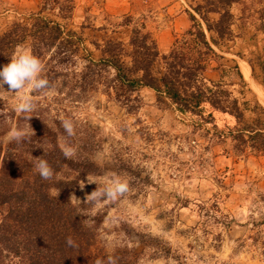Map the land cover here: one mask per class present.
Wrapping results in <instances>:
<instances>
[{
    "label": "rangeland",
    "instance_id": "obj_1",
    "mask_svg": "<svg viewBox=\"0 0 264 264\" xmlns=\"http://www.w3.org/2000/svg\"><path fill=\"white\" fill-rule=\"evenodd\" d=\"M199 5L202 0H0V35L13 23L30 24L36 15L59 23L81 38L70 66L71 71H80L88 59H99L96 45L108 40L120 41L129 51L134 28L150 35L160 56L168 54L192 26L190 15L200 20L194 12ZM229 11L231 37L218 46L211 44L220 58L207 64L205 77L220 83L241 109L249 110L241 123L215 111L208 123L197 124L158 103L148 88L116 93L99 84L79 95L59 77L52 95L32 93L38 97L36 108L27 115L53 129L58 145L74 146L71 159L94 163L82 177L67 168L57 174V178H79L68 202L95 226L92 254L125 250L135 264H264V153L252 150L250 128L254 119L250 110L255 105L264 109V0H237ZM31 42L26 38L18 46L31 52ZM12 55L0 61V70ZM55 61L47 53L40 75ZM161 62L159 58L156 67ZM105 75L111 79L112 72ZM4 90L0 92L3 151L11 143L3 138L12 126L28 128L22 119L25 114L15 111V95L7 92L8 85ZM69 118L75 129L72 137L61 125ZM239 131L246 140L244 152L234 137ZM33 152L24 155L31 159ZM113 174L126 179L130 190L93 214L92 203L83 201L98 185L89 184L87 178L103 186ZM73 194L82 204L71 203ZM110 212L115 223L103 232L115 233L111 246L100 231Z\"/></svg>",
    "mask_w": 264,
    "mask_h": 264
},
{
    "label": "trees",
    "instance_id": "obj_2",
    "mask_svg": "<svg viewBox=\"0 0 264 264\" xmlns=\"http://www.w3.org/2000/svg\"><path fill=\"white\" fill-rule=\"evenodd\" d=\"M202 1L203 5L194 11L200 20L190 15L192 26L163 56L149 34L134 28L129 51L120 41L108 40L103 46L96 45L100 52L98 60L88 59L80 71H71L81 38L59 23L36 15L30 24L13 23L0 35V61L8 60L15 47L30 38L33 55L43 61L51 52L56 60L54 67L41 75L52 85L60 77L64 85L77 89L79 95L99 84L116 93L148 88L155 92L158 103L172 107L197 124L208 123L215 111L241 123L249 110L241 109L220 83L205 77L207 64L220 58L211 44L218 46L231 37L229 6L237 0ZM210 14L217 17L210 18ZM159 58L162 62L156 67ZM109 72L111 79L105 75ZM250 113L254 117L250 124L254 132L252 150L264 153V109L255 105ZM29 116V121L22 117L30 130L28 138L19 144L9 143L4 151L0 146V264H96L98 259L106 262L109 256L117 258V264H135L136 259L125 250L109 255L99 251L92 254L95 226L83 223L80 209L68 202V193L79 178H57V174L67 168L82 177L93 170L94 163L65 159L57 133L37 117ZM242 132L234 136L242 145L240 152L246 148ZM32 150L31 159L24 155ZM40 157L54 169L50 180H43L35 170V158ZM68 237L76 242V248L67 246Z\"/></svg>",
    "mask_w": 264,
    "mask_h": 264
},
{
    "label": "clouds",
    "instance_id": "obj_3",
    "mask_svg": "<svg viewBox=\"0 0 264 264\" xmlns=\"http://www.w3.org/2000/svg\"><path fill=\"white\" fill-rule=\"evenodd\" d=\"M44 65L40 58L33 55L28 49L22 48V46H17L15 53L11 57V62L5 65L2 70H0V92H4V85L9 86L10 93L15 95L18 103L15 105V111L17 113H24L25 120L29 121L32 117L27 115L36 108V100L38 97L32 95L33 92H38L44 96H50L54 92V86L50 81L41 77V72L43 71ZM62 127L68 137L75 135L74 123L72 119H64L61 122ZM29 127H31L29 123ZM32 131H34L32 129ZM29 128L12 126L7 132L6 136L3 138L6 142L15 141L17 144L21 143L23 140L28 138ZM63 156L65 159H71L75 153L76 149L74 146L61 143L59 145ZM37 163L34 165L35 170L38 171L40 177L43 180H50L54 175V169L43 157L35 158ZM88 183H95L98 185L96 190L91 194H86L84 203H92L93 214L99 209H102L105 204L109 202H115L120 197H124L130 190L129 182L123 179L121 176L113 174L111 178H105L104 185L101 186L96 181L91 178H87ZM71 203L82 204V200L78 198L75 194L70 196ZM83 223H88V221H83ZM114 224L115 219L113 218L111 212L105 216L104 221L101 225L102 237L106 240L109 246H111L112 241L115 237V233L107 234L103 232V228L107 227L109 224ZM66 244L70 248H76L77 244L72 239L68 237ZM96 264H117V258L109 256L107 261L97 260Z\"/></svg>",
    "mask_w": 264,
    "mask_h": 264
}]
</instances>
